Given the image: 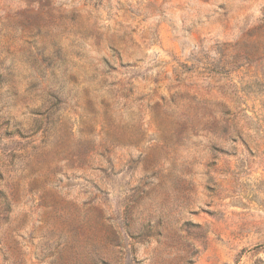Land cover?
Instances as JSON below:
<instances>
[{"label":"rangeland","instance_id":"rangeland-1","mask_svg":"<svg viewBox=\"0 0 264 264\" xmlns=\"http://www.w3.org/2000/svg\"><path fill=\"white\" fill-rule=\"evenodd\" d=\"M0 264H264V0H0Z\"/></svg>","mask_w":264,"mask_h":264}]
</instances>
